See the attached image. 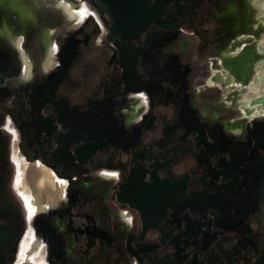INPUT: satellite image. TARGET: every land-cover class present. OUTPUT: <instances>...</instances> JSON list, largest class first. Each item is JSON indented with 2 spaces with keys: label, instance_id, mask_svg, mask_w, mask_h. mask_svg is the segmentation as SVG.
I'll use <instances>...</instances> for the list:
<instances>
[{
  "label": "flooded vegetation",
  "instance_id": "af4514ba",
  "mask_svg": "<svg viewBox=\"0 0 264 264\" xmlns=\"http://www.w3.org/2000/svg\"><path fill=\"white\" fill-rule=\"evenodd\" d=\"M42 1L0 0V264L18 197L29 219L62 204L28 230L33 264H264V125L241 119L238 88L264 53L242 3ZM22 155L61 197L27 202Z\"/></svg>",
  "mask_w": 264,
  "mask_h": 264
},
{
  "label": "rangeland",
  "instance_id": "374dc122",
  "mask_svg": "<svg viewBox=\"0 0 264 264\" xmlns=\"http://www.w3.org/2000/svg\"><path fill=\"white\" fill-rule=\"evenodd\" d=\"M57 1L54 3V7L55 9H57V11L60 12V10L56 8ZM238 2L242 3L243 19H244V23L246 24V27H245L246 33L244 34V36H250L252 40L257 39L258 41L257 44L260 43L258 46L259 53L260 52L264 53V0H238ZM51 4L52 3L50 0H43L40 6L35 8V11L45 9L46 7H50ZM87 14H88V11H87ZM39 17H40V20H42L41 23L43 26H48L54 31L59 32V31H62L64 27H67V24L65 23L66 21L64 19L55 17L53 15L51 16L49 11L47 10L46 12L42 11L39 14ZM255 17L257 18L258 21L256 20ZM246 20H248L249 25L247 24ZM251 22L253 26L250 25ZM30 46L31 47L35 46V43H31ZM255 48L256 47H253L252 49L244 48V51L254 54V53H257L258 51V50L256 51ZM31 51L34 52L35 50L31 49ZM260 56L264 57V54ZM257 62H264V59H260V61H257ZM258 78H259L258 75L253 76L252 83L254 85L252 88L254 90L251 91L252 88H250V91L253 93H256L255 91L257 90V88L260 87V85L264 84V82L262 80L260 81ZM238 88L241 91V98L239 99V104H240L239 110H241L242 112L241 119H243V117L245 118L248 116H246L247 113L245 112V108H246L245 104L242 103L241 100L242 101L245 100L247 95L244 94V92H242L241 87H238ZM259 118L261 120V124L264 125V116L261 115V117L259 116ZM15 143L17 144V140L15 141ZM13 156L15 157V154H13ZM20 171H21V167L18 161L16 171L13 174L12 184L13 186H14V183L15 185L17 184V189L19 192H20V182H19L20 181V175H19ZM45 183H47L46 177H44L43 179V184ZM16 202H17V206H16L17 215H16L15 220L13 221V224L11 225V228L9 229L8 241L10 242V250L8 254L7 264H33V261L36 259V257L38 261H41L43 259L42 257L43 251L41 250L42 252L41 251L39 252L38 250H33L34 244H31V240H30L31 235H30V232H28V230L32 229L37 237L38 236L41 237L40 234L44 236L45 232L43 231V227L48 222H51V221L56 222V219L58 217L57 212L60 211L62 204L61 202L59 205L57 204L58 208L56 211L49 210L47 213L37 212L33 216L32 219H29L27 210L25 208V204L23 203L22 199L18 197ZM26 233H27V236L25 237Z\"/></svg>",
  "mask_w": 264,
  "mask_h": 264
},
{
  "label": "bare ground",
  "instance_id": "6f19581e",
  "mask_svg": "<svg viewBox=\"0 0 264 264\" xmlns=\"http://www.w3.org/2000/svg\"><path fill=\"white\" fill-rule=\"evenodd\" d=\"M250 60H249V59ZM240 63L243 66L244 71H247L252 65L250 57L242 54L239 58ZM239 62L235 64V67L241 66ZM227 67L233 71L234 67L228 64ZM264 62L257 64L259 80L264 82ZM234 72V71H233ZM244 77V75L242 76ZM240 77L239 79H241ZM222 79V78H221ZM245 79V78H244ZM254 89L252 88L251 91ZM256 90V89H255ZM256 93H250L246 96L242 103L245 104V112L251 114V116L259 117L264 116V84L260 85L255 91ZM260 101V102H259ZM249 111V112H248ZM230 131L239 135L242 129L240 125L231 126ZM23 162L20 163L21 171L20 175V191L24 193L28 203H35L37 206H44L50 199L55 197H61L64 193L65 183L60 180H53L52 176L46 171L40 164H28V161L22 155ZM44 177L47 178V183L43 184Z\"/></svg>",
  "mask_w": 264,
  "mask_h": 264
},
{
  "label": "water",
  "instance_id": "95a60500",
  "mask_svg": "<svg viewBox=\"0 0 264 264\" xmlns=\"http://www.w3.org/2000/svg\"><path fill=\"white\" fill-rule=\"evenodd\" d=\"M9 238V230L6 232L3 243L4 245L10 246V242L8 241Z\"/></svg>",
  "mask_w": 264,
  "mask_h": 264
}]
</instances>
